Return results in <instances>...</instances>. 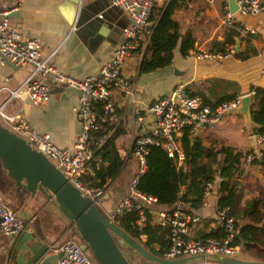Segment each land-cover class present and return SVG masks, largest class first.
<instances>
[{
  "label": "crops",
  "instance_id": "obj_1",
  "mask_svg": "<svg viewBox=\"0 0 264 264\" xmlns=\"http://www.w3.org/2000/svg\"><path fill=\"white\" fill-rule=\"evenodd\" d=\"M18 2L20 0H0V10L14 8ZM228 2L185 0L184 4H179L171 18L178 25L181 38L186 34L192 36L194 47L182 57L179 40L169 67L140 73V63L147 54L149 44V38L145 36L138 40L137 49L125 60L123 75L131 83L130 93L118 91L113 95L119 120L115 145L124 164L117 178L109 181L104 188L102 210L107 214L110 215L127 196L137 170L136 160L130 153L132 138L142 130L152 128L153 119L148 108L158 99L169 96L175 85L184 83L189 92L211 104L224 96H252L251 89H264V10L246 16L234 13L236 24L248 26L254 31V34L244 36L222 22L223 14L229 10ZM165 6L162 1L157 3L150 17L151 22L160 18ZM15 12L17 16L9 18L11 26L23 37L38 40L42 58H50L61 74L77 79L96 74L111 60L121 40L122 29L130 22L126 13L110 6V0H21ZM228 45H233L235 52L238 48V52L230 58H218ZM199 50L216 57L197 59L195 54ZM240 53L252 56L242 60L237 57ZM31 70L29 65L10 66L2 63L0 58L1 112L7 116H18L39 132L48 134L57 147H70L80 133V125L73 112L77 104L74 92L51 83L50 98L45 104H32L25 93L7 102L9 92L17 90ZM135 114L143 117L142 124L135 121ZM0 124L10 129L1 115ZM253 127L249 115L230 114L214 129H203L190 138H200L206 147L213 146L217 150L229 147L236 152H248L254 148ZM244 170V195L249 197L253 192L251 181L259 180L264 187V178L258 165L245 162ZM219 186L215 185L206 206L192 209L202 220L196 231L200 238L210 236L218 228L213 221ZM0 197L25 226V231L17 237L0 238V264H35L30 251L32 243L26 241L20 244L24 233L32 236L34 242L40 241L48 246L47 255H59L54 249L69 237L76 238L78 231L72 225L70 216L61 207L48 203L45 197V203H40L36 191L30 193L16 185L8 177L1 161ZM175 207L191 210L182 204ZM141 239L145 240L144 237ZM241 257L240 260H243ZM142 261L140 264H154Z\"/></svg>",
  "mask_w": 264,
  "mask_h": 264
},
{
  "label": "built area",
  "instance_id": "obj_2",
  "mask_svg": "<svg viewBox=\"0 0 264 264\" xmlns=\"http://www.w3.org/2000/svg\"><path fill=\"white\" fill-rule=\"evenodd\" d=\"M159 1L166 4L170 0H110V6L126 13L130 22L122 29L121 40L114 49L111 60L96 74L83 79L61 74L50 58H42L38 40L23 37L11 26L9 16L18 9L21 0L11 11L0 12L1 62L32 67L23 84L17 90L9 92L7 102L18 99L21 93H25L32 104H45L50 98L51 83L64 86L76 94L77 104L73 112L80 125V133L70 147L60 148L52 142L48 134L39 132L18 116L4 115L1 110L0 115L9 125L11 134L23 139L33 150L50 161L80 195L96 208L102 209L104 189L94 188L83 179L92 174L91 163L94 161L95 150L102 146L104 140L115 134L119 120L113 95L118 91L130 93L131 83L123 75V65L137 49L138 40L143 36L150 38L154 26L150 17ZM234 3L237 6L236 12L243 16L264 10V0H234ZM222 22L235 28L241 35L254 34L248 26L236 24L234 14L229 10L223 14ZM235 53V47L228 45L218 58H230ZM195 57L206 60L216 56L199 50ZM262 72L264 77V70ZM244 96H236L230 102L211 108L203 103L200 96L189 92L184 83H178L169 96L158 99L148 108L152 114V128L142 130L132 138L130 153L136 160L137 170L129 184L127 196L116 205L109 218L116 220L137 212V225L142 226L148 214L152 225L168 229V249L162 260L171 261L173 264H218L213 261L214 257L240 260L241 249L235 243L238 238V225L228 215L227 209L216 207L213 221L222 230L224 237L200 238L196 231L202 220L190 207L187 206L191 210L180 207L159 208L157 200L139 192L137 185L147 170L146 156L150 146L162 149L180 166L184 161L180 142L183 133L188 132L193 137L203 129H214L226 116L241 108ZM135 121L142 124L143 117L135 114ZM101 133L104 135L98 138ZM252 138L254 148L246 158L247 163L259 160L264 148V137ZM221 182L219 173H216L214 179L206 184L202 206H206L215 185L219 186ZM108 221L111 222L109 219ZM24 231L25 226L21 220L0 197V238L17 237ZM54 252L60 256L55 264H96L74 236L66 239Z\"/></svg>",
  "mask_w": 264,
  "mask_h": 264
},
{
  "label": "trees",
  "instance_id": "obj_3",
  "mask_svg": "<svg viewBox=\"0 0 264 264\" xmlns=\"http://www.w3.org/2000/svg\"><path fill=\"white\" fill-rule=\"evenodd\" d=\"M184 3L185 0H170L165 4L160 18L154 21L146 49L147 54L140 63V73H150L169 67L179 40L182 57L187 56L193 49L192 36L186 34L181 38L179 27L171 18L179 4ZM251 56L237 54L242 60ZM251 92L250 119L254 125L252 134L264 137V89L257 87L251 89ZM235 97V94L224 96L215 104L202 100L205 105L215 108L221 103L232 101ZM102 135L104 134L98 135V138ZM115 135L116 132L95 150L94 161L91 163L92 174L83 179L94 188L104 189L109 181L117 178L123 167L124 161L116 148ZM180 142L184 153V161L180 166L162 149L153 146L148 148L147 170L139 179L137 190L154 197L160 208L171 209L177 204H182L195 210L202 206L206 184L219 173L222 182L218 188L217 208L227 209L228 215L236 220L238 226L243 223L235 242L241 249L243 260L264 263V187L261 181L252 180L250 183L253 188L252 195L245 197L242 183L245 176L244 163L252 150L236 152L229 147L218 150L213 146L206 147L200 138H190L188 132L183 133ZM251 164L260 166L264 178V148L261 150V158ZM138 221L139 214L133 212L116 219L114 225L147 253L164 259V253L168 249V229L152 225L148 214L142 226L137 225ZM75 234L79 242L83 243L78 233ZM210 236L223 238L224 233L220 228H216ZM142 237L145 238L144 241ZM137 255L140 256L138 253Z\"/></svg>",
  "mask_w": 264,
  "mask_h": 264
},
{
  "label": "water",
  "instance_id": "obj_4",
  "mask_svg": "<svg viewBox=\"0 0 264 264\" xmlns=\"http://www.w3.org/2000/svg\"><path fill=\"white\" fill-rule=\"evenodd\" d=\"M229 12L235 13L237 6L234 0H229ZM9 7L2 12L11 11ZM17 16V12L10 14ZM238 52V48H236ZM6 64L13 66L12 63ZM15 66V65H14ZM251 96L245 95L241 108L231 114H243L250 116ZM0 161L6 170L8 177L19 187L33 193L37 189L47 190L56 201L72 214L71 223L79 233L82 249L88 250L96 264H130L124 254L118 248L112 236L114 233L120 240L134 249L143 259L154 264H173L171 261L156 258L147 253L137 242L129 238L116 225L97 209L87 198L80 195L61 172L44 156L33 150L23 139L13 135L0 124ZM77 224L79 226H77ZM243 223L239 224L237 234H240ZM32 243L30 251L32 262L39 264H55L59 255H47L49 247L42 242H34V238L24 233L20 244ZM218 264H264L237 259L214 257Z\"/></svg>",
  "mask_w": 264,
  "mask_h": 264
},
{
  "label": "rangeland",
  "instance_id": "obj_5",
  "mask_svg": "<svg viewBox=\"0 0 264 264\" xmlns=\"http://www.w3.org/2000/svg\"><path fill=\"white\" fill-rule=\"evenodd\" d=\"M36 195L39 199V202L44 204L45 203V198L48 199V203L53 204L52 206H57V207H61L58 203V201H56V199L52 196V194L50 192H48L47 190L44 189H39L36 190ZM45 197V198H44ZM50 205V204H49ZM100 210V212L107 218L109 219L113 224L115 223V220L110 219L109 218V214H107L105 211H103L101 208H97ZM63 212L65 214H67L64 210ZM76 229V227H74ZM112 236L115 240L116 245L118 246V248L121 250V252L124 254L125 258L127 259V261L130 264H140V261L145 260L143 259L141 256H138L136 251L134 249H132L129 245H127L126 243H124L122 240H120L114 233H112ZM76 239L78 240V237L76 235ZM79 241V240H78ZM86 254L89 257H92L91 253L89 251L86 252ZM243 258V257H241ZM93 259V258H92ZM144 262V261H142Z\"/></svg>",
  "mask_w": 264,
  "mask_h": 264
},
{
  "label": "bare ground",
  "instance_id": "obj_6",
  "mask_svg": "<svg viewBox=\"0 0 264 264\" xmlns=\"http://www.w3.org/2000/svg\"><path fill=\"white\" fill-rule=\"evenodd\" d=\"M58 203L61 206V208L68 214V216H70V218L73 219L72 214L63 206V204H61L60 202H58ZM77 226H79V225L77 224ZM86 251H88V250H86Z\"/></svg>",
  "mask_w": 264,
  "mask_h": 264
}]
</instances>
